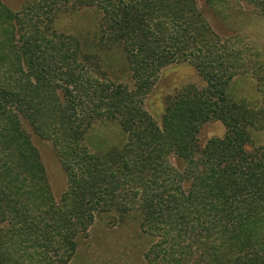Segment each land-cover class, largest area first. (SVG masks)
Here are the masks:
<instances>
[{
  "label": "trees",
  "instance_id": "16d2710c",
  "mask_svg": "<svg viewBox=\"0 0 264 264\" xmlns=\"http://www.w3.org/2000/svg\"><path fill=\"white\" fill-rule=\"evenodd\" d=\"M203 2L224 27L231 6L238 14L250 9L264 18V0ZM230 2L234 4L230 6ZM69 3L99 10L105 28L101 42L108 41L109 32L111 39L124 44L135 94L121 84L102 79L106 77L104 72L97 77L91 74L78 63L77 53L68 52L61 38L57 42L51 38L38 40L35 36L40 32L32 20L0 5V69L7 65L14 67L11 73L21 72L25 63L37 73L36 80H29L32 85L13 83L14 91L24 89V94L12 92L0 78V147L8 149L12 145L34 157L30 164L24 158L30 176L18 179L8 175L4 179L1 174L0 179H7L6 183L16 179L18 185L28 181L40 193L33 201L39 211L32 213L40 219L43 215V229H39L33 223L31 209L22 205V222H18V228L11 225L4 237L18 239L13 240V248L17 244L34 248L42 242L44 252L69 257L76 249V236L85 233L95 214L106 212L123 190L134 199H142L147 222L153 228L164 223L171 239L190 238L194 232L192 237L199 235L202 251L191 264H264V148H254V154L249 155L244 149L249 134L233 126L241 118L248 125H259L264 121V110H240L226 95L233 79L231 71L246 63V50H219L196 0H30V8L48 19L57 8ZM182 55H187L185 62L205 81L206 94L187 90V95L169 101L161 130L138 106L135 95H147L161 68ZM22 120L33 125L35 135L55 148L69 182L58 203L21 127ZM100 120L118 124L137 158L121 156L118 167L112 168L102 160L104 157L91 154L84 142L91 139L88 132ZM216 121L232 125L233 134L220 146L210 148L207 144L196 158L201 127ZM169 151L185 161L186 174L192 176L185 192L176 191L177 187L172 190L178 185L179 174L161 162ZM8 170L4 169L6 174ZM21 194L16 197L26 203L25 194ZM163 237L168 241V234ZM11 249L10 241L3 250L0 247V263L22 264V260L26 264Z\"/></svg>",
  "mask_w": 264,
  "mask_h": 264
},
{
  "label": "rangeland",
  "instance_id": "374dc122",
  "mask_svg": "<svg viewBox=\"0 0 264 264\" xmlns=\"http://www.w3.org/2000/svg\"><path fill=\"white\" fill-rule=\"evenodd\" d=\"M196 3L204 20L211 27L209 36L212 37L219 50L222 48L241 49V51L246 50L248 55L245 57L244 65L239 64L234 71H231L233 79L226 89L229 101L240 110L261 112L264 110V18L257 16L250 9L238 14L239 11H235V6H231L234 3L230 2L229 5L233 10L229 13L228 25L224 27L222 26L223 22L213 14L211 9L206 7L203 0H196ZM0 5L15 15L32 20L31 24L40 32L35 36L38 40L51 38L57 42L56 39L61 38L65 42L68 52L70 54L77 53L78 63L86 67L91 74L97 77L104 72L106 77H102V79L106 78L115 85L121 84L129 92L135 94V84L131 79L127 56L123 49L124 44L111 39L109 32H107L108 41L101 42V35L105 28L101 26L102 15L96 8H86L77 3H69L61 5L47 19L30 8V0H0ZM64 38H68V40ZM42 45L46 46L44 43ZM11 52L12 58L15 60L14 53L11 50L10 54ZM73 60L74 58L71 57L70 63L74 66ZM185 61H188V57L182 55L176 58L173 63L162 67L158 72L157 81L153 83L149 93L143 97L135 95L139 102L138 106L151 117L161 130L169 101L181 95H187V90L206 94L205 81L197 74L196 69ZM4 67L0 69V78L8 84V88L12 92L25 93L24 89L14 91L13 83L15 81L26 84L36 80L35 69L33 71V67L27 66L25 63L21 67V72L11 73L14 67L7 65ZM26 96L29 95L26 94ZM21 122L22 129L30 139L31 148L38 157L42 168L44 167L51 196L58 203L64 191L68 189L69 182L57 160L55 148L49 142L43 141L42 136H36L33 125H29L27 120ZM39 123L42 126L43 119ZM258 124L257 126L248 125L241 118L237 125H233L241 129L242 132L246 130L249 134V143H244V149L249 152V155L254 154L252 153L254 148H264V121ZM233 126L225 125L219 121L204 124L197 135L195 157L201 156L207 144V147L210 148V145L220 146L227 140L228 135L233 134ZM88 135L91 136V139L84 142V145L89 148L91 154L104 157L102 160L109 167L117 168L121 156L131 159L138 156L135 149L128 143L127 135L121 131L115 121L100 120L95 122ZM245 139L243 137V142ZM56 150L61 151V148ZM216 150L220 151L217 148ZM24 158H28L30 164L33 162L30 158L34 157L22 154L12 145L8 149L0 147V175L2 174L4 179L8 175L16 176L18 179L30 176V171L25 167L27 165ZM61 159L63 162V158ZM18 162L22 165L20 166ZM161 162L179 174L178 185H173L172 190L177 187L176 191L185 192L192 183V176L189 173L186 174L185 161L175 152L169 151L163 156ZM5 168H10L9 174L5 173ZM6 182L7 179H0V197L2 196V201H0V247L3 250L10 241L15 254L21 256L26 264L28 262L30 264H191L192 259L202 251V241L198 239L199 235L192 237L195 232L190 238L185 235L182 239L175 240V238L171 239L172 235L164 223L155 225L154 228L151 227V224L147 222L146 213L141 208L142 199L139 197L134 199L130 193H125L123 190L116 194L113 205L106 212L95 214L93 222L85 233H79L76 236V241L74 240L76 249L69 257L62 258L61 255L52 251L44 252L42 242L34 248H27L25 244H17L13 248V240L18 239L10 240L12 235L4 237V234L10 231L11 225L18 228V222L23 220L19 214L21 209L25 206L31 209L33 223L39 229H43V215L40 219L32 213V210L39 211L34 207L33 201L38 200L37 196L40 193L36 192L28 181L24 180L23 185H18L16 179L11 180L10 183ZM22 192L25 194L26 203L16 197V195L22 197ZM6 195H9L8 198ZM7 204L12 209H6L8 208ZM22 205L25 206L22 207ZM164 233L169 235L168 241L164 240ZM3 237L4 239H2ZM160 246H162V250L158 251ZM51 248H55V246ZM21 262L25 264L22 260Z\"/></svg>",
  "mask_w": 264,
  "mask_h": 264
}]
</instances>
